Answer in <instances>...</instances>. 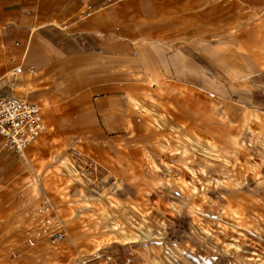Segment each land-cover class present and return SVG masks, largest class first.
<instances>
[{"label":"rangeland","instance_id":"rangeland-1","mask_svg":"<svg viewBox=\"0 0 264 264\" xmlns=\"http://www.w3.org/2000/svg\"><path fill=\"white\" fill-rule=\"evenodd\" d=\"M16 41L21 54L28 39ZM196 87L125 93L103 106L124 116H90L97 130L53 123L42 109L39 144L4 150L0 258L25 250L32 264H75L103 250L118 263L129 252L135 264H264V142L241 132L220 83ZM42 196L66 236L28 251L26 231L38 223L21 226V216Z\"/></svg>","mask_w":264,"mask_h":264},{"label":"crops","instance_id":"crops-1","mask_svg":"<svg viewBox=\"0 0 264 264\" xmlns=\"http://www.w3.org/2000/svg\"><path fill=\"white\" fill-rule=\"evenodd\" d=\"M106 1L0 0V96L38 103L53 123L97 130L90 116H124L103 106L123 104L125 93L140 97L157 82L220 83L240 108L241 132L264 142V0ZM18 37L28 39L20 80L7 77L23 55ZM24 251L0 264H32Z\"/></svg>","mask_w":264,"mask_h":264},{"label":"built area","instance_id":"built-area-1","mask_svg":"<svg viewBox=\"0 0 264 264\" xmlns=\"http://www.w3.org/2000/svg\"><path fill=\"white\" fill-rule=\"evenodd\" d=\"M120 0H107L106 4H112ZM15 48H21L19 42H14ZM23 55L20 61L11 60L12 68L10 76L20 80L24 69L22 60L25 58L26 47L22 48ZM47 129L42 108L38 103L13 97L0 96V144L4 150L20 155ZM92 165V164H90ZM36 203L23 210L21 226H35L26 231L28 247L34 248L49 240L56 243L64 240L66 233L58 216L53 211V205L48 196L36 199ZM75 264H135V260L129 252L125 253L117 262L114 254L97 250L92 254L77 257Z\"/></svg>","mask_w":264,"mask_h":264},{"label":"bare ground","instance_id":"bare-ground-1","mask_svg":"<svg viewBox=\"0 0 264 264\" xmlns=\"http://www.w3.org/2000/svg\"><path fill=\"white\" fill-rule=\"evenodd\" d=\"M42 107H43V106H42ZM42 107H41V108H42ZM42 109H45V108H42ZM45 110H46V109H45ZM44 113H45V112H44ZM52 129H53V128H51L50 131H51ZM41 135H42V134H41ZM41 135H40V136H41ZM40 136H39V137H40ZM39 137H38V138H39ZM38 138H37V139H38ZM37 139H36L33 143L36 142V144L38 145V144H39V141H37ZM43 142H45V140H44ZM43 142H42V143H43ZM33 143H31V144L29 145V147H30ZM29 147H28V148H29ZM25 150H26V149H25ZM25 150H24V152H25ZM24 152H23V153H24ZM23 153H22V154H23ZM18 165H19V164H18ZM33 188H34V187H33ZM64 213H65V212H64ZM70 216H71V215H70ZM68 217H69V216H68ZM64 218H65V217H64ZM66 218H67V217H66Z\"/></svg>","mask_w":264,"mask_h":264}]
</instances>
